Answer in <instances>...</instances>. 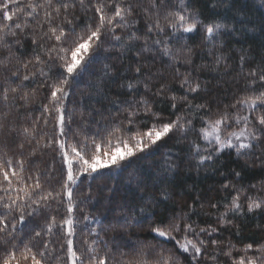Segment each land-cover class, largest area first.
Wrapping results in <instances>:
<instances>
[{"label":"trees","instance_id":"1","mask_svg":"<svg viewBox=\"0 0 264 264\" xmlns=\"http://www.w3.org/2000/svg\"><path fill=\"white\" fill-rule=\"evenodd\" d=\"M123 2L131 5L134 11L128 17L129 26L117 29L121 40L108 38L94 53L85 57L83 71L69 78L64 101L65 139L69 143L85 135L99 139L117 127L129 135L138 129L146 130L153 123H166L177 117L190 122V127L186 133L177 132L170 138H163L144 152L123 161L119 167L109 166L92 177L81 178L82 183L74 192L78 209L74 215L78 221H82L84 215L94 219L89 224H77L74 247L85 255V259L89 254L83 241L88 239L97 241V252L120 264H165V261L168 264H193L191 256L181 252L176 243L183 238V231L177 232V236L176 232L172 234L176 239L170 240L162 239L152 231L156 226L167 228L169 224L179 223L182 229L184 224L193 225L195 231L188 233V238L205 241L202 256L196 264H232L233 259L244 256L255 259L264 255L259 251L264 247V208L248 212L243 199V209L238 214L229 212L226 207L235 190L264 199V147L241 156L233 150L216 154L211 146L205 151V142L198 135L203 121L222 112L233 113L235 110L231 105L238 97L264 91L259 83L255 91H251L248 76L250 71L264 69V0H185L188 11L202 24L226 26L211 41L205 40L199 26L194 33L170 37L149 33V19H156V10L150 8L151 0ZM158 2L161 17L179 7L178 0ZM63 3L75 4L68 12L73 24L64 27L81 32L94 23L92 5L95 0L86 3L85 7L77 0H56V6ZM213 3L215 7H212ZM11 7L15 11L16 5ZM40 19L43 20L42 12ZM17 32V37L8 36V43L0 44V62L8 64L7 70L0 67V89L18 87L17 93L10 94L9 101L0 99V120L16 129L11 135L6 130L0 132V159L12 160L14 167L23 159L27 185L32 183L29 177L39 175L44 190L59 191L61 158L53 148L44 146L47 138L54 134V120L43 113V105L49 103L48 85L66 73L55 53L53 59L48 58V45L54 42L41 40L43 47L32 44L28 34L35 32L37 39L41 34L35 21H29L24 34ZM132 34L138 39L129 40ZM156 39L166 41L174 52L180 50L178 63L162 54L163 45L153 43ZM37 54L43 62L28 65V81L11 77V70L16 68L24 73L23 63ZM241 57H244L243 64ZM186 59L189 62H185ZM185 77L198 82L200 90L191 93L181 88L180 82ZM129 83L134 85L132 91L127 87ZM161 88L163 92L157 94ZM24 94L29 95L28 102L22 99ZM141 101L150 109L147 114ZM197 105L204 107L197 108ZM129 111L138 113L131 126L125 119ZM151 113H157L159 119ZM44 119L48 120L47 126ZM25 127L36 128L35 139L23 135ZM193 143L200 144L199 155L211 152L212 159L200 164L198 155L192 150ZM20 144L24 145L23 150L19 148ZM226 184L228 188L224 187ZM162 192L167 194V199L161 196ZM4 195L0 192V196ZM118 207L125 211L115 218L113 212ZM57 209L60 214L65 211L62 205L52 203L50 208L39 209L35 216H29L27 213L31 209L25 207L24 223L21 224L17 222L18 211L7 213L0 207V214L6 215L9 223H16L14 239L9 237L16 249L23 251L24 245H35L34 251L39 249V238H35L34 233L45 223L40 213L57 215ZM225 212L227 215L222 220ZM201 228H215L216 231L208 235L201 233ZM91 229L99 235H90ZM45 239L51 240L46 264H64L63 259L58 261L64 257V241L56 235ZM119 240H135L143 247L136 246L123 253L114 246L108 247V242ZM212 240L219 243L212 245ZM249 244L252 248L245 253L243 250ZM230 246L231 257L225 254ZM4 255L0 252V257Z\"/></svg>","mask_w":264,"mask_h":264},{"label":"snow or ice","instance_id":"2","mask_svg":"<svg viewBox=\"0 0 264 264\" xmlns=\"http://www.w3.org/2000/svg\"><path fill=\"white\" fill-rule=\"evenodd\" d=\"M77 2L81 7H85L86 3H90L91 0H77ZM178 2L179 7L167 11L161 17L159 13L160 2L151 0L150 8L156 10V19H149L147 31L158 36L162 34L170 37L179 33H194L199 26L203 30L205 40L211 41L222 28L226 27L220 23L202 24L196 16L188 11L185 0H178ZM12 5H16L15 11L12 10ZM215 6L216 4L213 3L212 7ZM74 7L75 4L68 3L56 6V0H42L41 3H38L37 0H0V44H7L6 38L8 36L17 37V30L20 34H24L25 29L29 26V21H35L41 34L39 39L36 38L35 32L28 34L32 37V44L43 47L40 43L41 40L54 42L48 45V58L53 59L52 54L55 53V58L61 61L60 66L66 73V76L62 75L61 79L48 85L50 89L49 103L43 105V113H47L54 120V134L51 138H47L44 146L53 148L60 156L62 163V179L59 191L44 190L39 175L29 177L32 183L27 185L23 175L25 171L23 159L17 161L15 167L12 160L0 159V192L5 194L0 196V207H3L7 213L18 211L20 213L18 223H24L25 207L31 209L27 213L29 216H35L39 209L50 208L52 203L62 205L65 211L60 214L59 209H57L59 219L57 215L40 213L45 223L41 230L34 233L35 238H39L40 242V248L35 251V245H24L23 251L16 249L12 240L9 239V237L14 239L16 223H9L7 216L0 214V252L5 253L4 256L0 257V264H46L45 256L51 240L45 238L53 235L59 236L64 241L62 245L64 257L58 258V261L63 259L64 264H120V262L111 260L106 254L101 255L97 252L96 240L85 239L83 241L87 245L86 252L89 254L87 259L74 247L73 238L76 236L77 224L80 222L89 224L94 219L84 215L82 221H78L74 215L78 210L74 192L82 183L81 178L92 177L98 171L109 166L119 167L123 161L136 156L137 153L144 152L163 138H170L171 134L177 132L186 133L190 127V122L177 117L175 120L166 123H153L146 130L138 129L129 135L124 134L123 128L117 127L112 129L106 137L99 139L87 135L73 143H69L65 139L67 123L64 101L68 95L66 86L69 83V78L75 77L83 71V66L86 63L85 57L94 53L108 38L121 40V36L117 34V29L129 26L128 17L134 11L132 6L124 3L123 0L120 2L118 0H95L92 5L95 13L94 23L88 24L81 32H77L75 28L64 27V25L73 24V19L68 18V12L69 8ZM41 12L43 13V20L40 19ZM131 39H138V37L132 34L129 36V40ZM153 43L162 44V54L175 63L179 62L180 50L174 52L166 41L160 39L154 40ZM243 60L244 57H241L242 64ZM42 62L41 55L37 54L23 63L24 73L21 72L20 68H16L11 70V77H22L23 81H28L30 79V74L27 72L28 65H38ZM185 62H189V60L186 59ZM0 67L7 70L8 64L0 62ZM136 71L139 73L140 69L137 68ZM248 76L251 78L249 81L251 91H255L257 83L264 88V69L259 72L250 71ZM127 87L129 91H132L134 85L129 83ZM180 87L188 92L196 93L200 90L201 85L185 77L181 80ZM17 91L18 87L2 88L0 89V99L7 102L10 94L17 93ZM162 92L163 88L157 94ZM22 99L28 102L30 97L28 94H24ZM172 100L175 101L176 97H172ZM140 104L143 105L147 114L150 111L148 106L143 101ZM172 107L175 108L176 104L173 103ZM196 107L202 108L204 106L197 105ZM231 107L235 110L233 113L222 112L214 118L203 121L198 130V135L205 142V151L209 150L208 146H211L216 154L225 149H234L239 156L249 153L255 148L264 147V91L255 95L240 96ZM137 115L136 111L128 112L125 119L129 126L136 122ZM151 115L157 120L159 119L157 113H151ZM4 119H6V114ZM43 123L47 126L48 120L44 119ZM5 130L8 135L16 131L15 128L7 126L3 120H0V132H5ZM22 132L25 137L35 139V127H25ZM19 148L23 150L24 145L20 144ZM192 150L198 155L200 164L212 159L211 152L209 155H199L201 147L198 143L192 144ZM169 170H172L171 165H169ZM236 175L239 176V173ZM224 187L228 188L229 185L226 184ZM161 196L167 199L166 193L162 192ZM242 199L246 203L248 212L264 208V199L247 196L240 190H235L231 196L230 204L226 205L227 210L234 214L240 213L243 209ZM226 215L227 212L222 214L221 219L223 220ZM95 222L99 223V221ZM152 231L160 237L170 239H176L172 233L183 231L182 240L176 241L180 251L189 254L193 264H196L202 256L205 241L188 238V233L195 231L193 225L184 224L182 229L179 223H172L167 228L153 227ZM199 231L211 235L216 229L201 228ZM90 235L98 236L99 233L95 229H91ZM210 243L217 245L219 241L212 240ZM251 248L252 245L249 244L243 251L247 253ZM259 251L264 253V247ZM225 254L231 257V246L229 252ZM165 264L168 262L165 261ZM232 264H264V255L255 259L247 256L233 259Z\"/></svg>","mask_w":264,"mask_h":264},{"label":"rangeland","instance_id":"3","mask_svg":"<svg viewBox=\"0 0 264 264\" xmlns=\"http://www.w3.org/2000/svg\"><path fill=\"white\" fill-rule=\"evenodd\" d=\"M79 88H77V90H78ZM235 127V126H234ZM225 150H233L234 152H235V150L234 149H225ZM252 152V151H251ZM236 153V152H235ZM239 156H241V155H239ZM92 194V193H91ZM125 211V209H123V208H120V207H118V208H116L115 209V211L113 212V217H118V216H121V215H123L122 213ZM113 220H114V218H113ZM175 233V232H174ZM174 233H172L173 235H175L176 234V236H177V232L174 234ZM172 235V236H173ZM160 237V236H159ZM175 237V236H174ZM162 239H166V240H170V238H164V237H161ZM190 239V238H189ZM179 240H182V239H179ZM177 243V242H176ZM109 245L110 246H114L115 247V249H117V250H119L120 251V253H123V252H127L128 250H130V249H132V248H135L136 246H142L141 244H139L137 241H135V240H119V241H117V242H114V243H112V242H108V247H109ZM178 245V244H177ZM143 247V246H142ZM179 247V246H178ZM187 254V253H186ZM189 255V254H188Z\"/></svg>","mask_w":264,"mask_h":264}]
</instances>
